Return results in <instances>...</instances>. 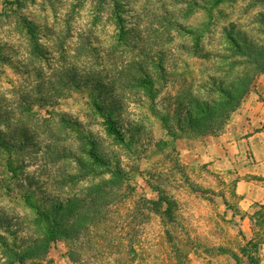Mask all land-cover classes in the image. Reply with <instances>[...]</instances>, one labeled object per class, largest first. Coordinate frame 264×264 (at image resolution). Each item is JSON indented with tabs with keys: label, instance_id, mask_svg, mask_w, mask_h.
<instances>
[{
	"label": "rangeland",
	"instance_id": "rangeland-1",
	"mask_svg": "<svg viewBox=\"0 0 264 264\" xmlns=\"http://www.w3.org/2000/svg\"><path fill=\"white\" fill-rule=\"evenodd\" d=\"M9 1L13 4L0 0V103L10 107L22 95L40 93L42 75L53 80L55 68L64 69L57 76L72 68L80 71L82 86L90 78L103 83L114 80L120 103L114 118L132 144L126 148L115 143L90 106L91 94H96L70 84L60 88L66 96L55 111L35 107L30 117L16 114L23 124L11 121L9 127L0 126L6 133L26 126L33 131L26 137L31 147L15 156V178L2 175L4 186L31 181L37 185L33 201L43 205L51 194L71 197L109 180L110 170L88 163L87 143L94 141V152L110 161L111 170H123L126 198L111 215L118 225L116 233L130 221L137 204L156 200V191L162 189L178 201L182 226L178 236L189 253L188 264H236L218 249L239 253L245 244L241 233L252 237L250 218L261 204L242 210L236 193L239 180L248 177L238 175V165L230 160L184 157L178 140L168 135L167 127L152 111L167 112L169 124H173V110L181 99L191 89H202L216 68L211 61L194 57V49L211 56L221 49L223 29L232 27L263 39L255 32L260 25L254 20L264 7L247 11L248 0H227L216 9L209 5L213 0ZM203 30L197 46L198 41L188 32ZM161 63L165 73L157 69ZM137 65L155 81L150 94L128 77ZM62 117L70 124L59 123ZM46 132L50 134L46 136ZM63 179L58 186L56 182ZM21 193L16 189L10 197L5 190L0 194V217L14 225L11 232H17L19 244L21 238L38 235L36 216L18 196ZM139 221L144 255L133 261L125 256L122 263H115L118 256L114 255L111 264H175L160 219L145 216ZM2 233L5 231L0 230ZM67 251V243L59 242L47 258L34 264H74ZM83 255L86 264L97 263L90 249Z\"/></svg>",
	"mask_w": 264,
	"mask_h": 264
},
{
	"label": "trees",
	"instance_id": "trees-1",
	"mask_svg": "<svg viewBox=\"0 0 264 264\" xmlns=\"http://www.w3.org/2000/svg\"><path fill=\"white\" fill-rule=\"evenodd\" d=\"M3 1L5 5L13 4L9 0ZM226 1L213 0L209 5L212 9H216ZM258 7H264V0L247 1V11ZM119 21H121L120 17ZM254 22L260 25V29L255 32L259 36H264V12H259ZM205 32L203 30L188 32V34L198 41L197 44L195 43L198 46ZM222 41L221 49L213 52L214 55L212 53L211 56L200 55L198 53L200 50L194 49V57L211 61L216 68L208 77L209 82L202 89L199 87L195 90L191 89L181 99L173 110L174 123L169 124L170 116L167 112L152 111L167 127L168 135L174 140L204 139L222 133L234 112L251 92L255 80L264 76V38L250 37L247 32L232 27L223 29ZM157 69L162 73L166 72L163 63L159 64ZM63 70V68L57 70L55 68L53 80L42 75L40 87L43 89L40 93L22 95L19 103H12L10 107H4L3 103H0V126L8 125L9 127L12 122L23 124L21 119H16V114L22 116L28 114L30 117L34 114L35 107L55 111L60 105L59 102L66 96L60 88L74 84L75 87H82V90H90L96 94H91L90 97L93 113L102 120L107 135L113 138L115 143L130 148L132 143L126 140L125 132L114 118L116 109L120 105L116 95V81L110 80L103 83L102 79L91 80L93 78H90L82 86L80 82L84 78L79 74L80 71L72 68L64 76H57V73ZM133 72H139L144 77H137ZM129 76L137 86L147 88L149 94L153 92L156 86L155 81L145 72L144 67L134 66ZM120 82L123 84L124 81L120 80ZM149 99L152 100L150 97ZM67 122L70 124L63 117L59 119V123L67 124ZM32 133L33 131L27 126L20 130H12L10 133L0 130V194L2 190H5L6 195L10 197L16 189L20 190L22 193L18 196L34 212L36 216L34 226L38 229L36 237L21 238L19 244L15 234L17 232H11V227L14 225L0 217V230H4L13 238L9 240L7 234H0V264H34L47 258L53 245L59 242L67 243V257L74 264H86L83 252L87 248L93 252L94 260H97L96 264L100 262L111 264L110 261L114 255L118 256L115 263L124 262L125 256H130V260L133 261L145 253L142 247L143 242L138 237L139 220L145 216L149 219L153 216L160 219L165 241L175 264H188L189 253L182 248L178 236L182 228L178 201L162 189L156 191L158 195L156 200L137 204L131 212L130 221L123 224L120 231L116 233L118 225L113 222L111 215L126 198L122 193L125 185L123 170L118 167L112 171L110 161H106L94 152L96 147L94 141L89 140L87 143L88 163L91 167L110 170L108 171L111 174L109 180L92 185L71 197L51 194L48 196V202L43 205L34 203L37 185L31 184V181L26 183L22 180L16 186H4L5 179L2 175L12 174L13 179L15 178L17 175L14 167L15 156L31 147L29 138L26 137ZM48 134L50 133L46 132V136ZM62 182L65 180L58 181L56 184L61 186ZM72 182L70 181V184ZM59 190L56 192L58 193ZM257 208L250 218L252 237L248 239L244 233H241L245 244L240 248L239 253L223 247L218 249L219 252L231 256L236 264H264V203Z\"/></svg>",
	"mask_w": 264,
	"mask_h": 264
},
{
	"label": "crops",
	"instance_id": "crops-1",
	"mask_svg": "<svg viewBox=\"0 0 264 264\" xmlns=\"http://www.w3.org/2000/svg\"><path fill=\"white\" fill-rule=\"evenodd\" d=\"M184 157L191 161L230 160L238 175L248 177L237 183L242 210L264 203V76L258 77L251 92L230 118L224 131L203 140L178 139ZM248 206V207H247Z\"/></svg>",
	"mask_w": 264,
	"mask_h": 264
}]
</instances>
